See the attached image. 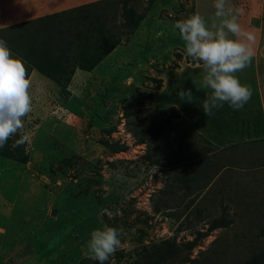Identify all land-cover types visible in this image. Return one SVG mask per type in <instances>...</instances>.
<instances>
[{"label": "rangeland", "instance_id": "rangeland-1", "mask_svg": "<svg viewBox=\"0 0 264 264\" xmlns=\"http://www.w3.org/2000/svg\"><path fill=\"white\" fill-rule=\"evenodd\" d=\"M208 1L82 10L101 11L91 18L105 34L96 43L81 36L74 63L90 74L69 84L74 68L62 66L72 56L46 74L53 86L38 71L31 77L45 61L20 50L18 32L36 22L0 30L26 61L32 101L0 148V264H98L87 243L103 224L122 230L105 264H264V54L236 74L252 91L244 107L225 103L207 117L203 64L186 54L175 24L193 13L211 20ZM228 7L240 38L264 51V0ZM85 20L77 24L88 31ZM179 90L192 95L181 100Z\"/></svg>", "mask_w": 264, "mask_h": 264}, {"label": "clouds", "instance_id": "clouds-1", "mask_svg": "<svg viewBox=\"0 0 264 264\" xmlns=\"http://www.w3.org/2000/svg\"><path fill=\"white\" fill-rule=\"evenodd\" d=\"M214 17L209 20L193 13L175 24L184 41L186 54L203 64L202 87L210 90L201 107L212 116L225 103L240 110L250 100L252 91L236 75L251 61L252 53L240 38L241 27L228 0H214ZM25 59L14 54L8 42L0 37V148L23 126L22 118L31 111V85ZM181 100L192 95L179 90ZM18 140L17 145L23 143ZM122 230L103 224L90 233L87 248L90 258L105 264L121 246Z\"/></svg>", "mask_w": 264, "mask_h": 264}, {"label": "crops", "instance_id": "crops-1", "mask_svg": "<svg viewBox=\"0 0 264 264\" xmlns=\"http://www.w3.org/2000/svg\"><path fill=\"white\" fill-rule=\"evenodd\" d=\"M104 1L108 0H5L0 7V30H8V28L10 29L11 27L13 28L14 26L31 22H36L38 24V27L33 30H26V32L19 31L18 33L21 39H23L21 44H19L22 47L19 49L26 51V53H36L39 55L40 59L45 61L43 67L36 65L31 70V77L35 74V71H38L37 73L41 77L45 76V79L41 80V84H45L46 82L51 85L53 83L56 84L52 79L50 81V78L48 81L46 74H51L54 66L58 67V65H55L57 60L61 61L63 58L65 60L68 56H72L71 62L67 61L68 63H65L62 67L65 69L74 68V70L67 84H69L70 81L72 83L75 78L84 80L87 73L90 74V72H87L86 68L74 63L76 59L75 54L80 52V48L84 49V47L80 45L81 36L89 34V36L91 35L94 38L96 43L100 41V38H102L105 33L103 26H101L102 23L99 24L97 20L91 18L95 13H101V11H91V13L85 14H82L81 11L88 10L90 12L93 5H97ZM202 6V10L207 9V17H209L208 15H214L212 10L214 9V0H209L208 5L205 7L202 3ZM209 10H212V14H210ZM87 15L90 17L87 18ZM84 19H87L84 21L85 24L83 25L89 26L88 31L84 30L80 26L81 24H77L80 20L83 21ZM51 30H53L52 33ZM261 36L262 34H260V37ZM65 43L67 45H65ZM95 43L91 41L87 42L90 47H92V45L94 46ZM82 44L84 45V43ZM261 47L262 46L257 45L249 48L252 53V63L256 64L259 61L262 62L259 55H261V52L264 54V51ZM117 51L118 50H115L113 54H117ZM56 55L57 58L49 63V59ZM109 55H112V52ZM253 127L258 126L252 125L248 130L251 131ZM207 130L208 132L213 131L210 129ZM249 136L250 137L247 138L251 140L257 137L255 134L251 136L250 133Z\"/></svg>", "mask_w": 264, "mask_h": 264}, {"label": "trees", "instance_id": "trees-1", "mask_svg": "<svg viewBox=\"0 0 264 264\" xmlns=\"http://www.w3.org/2000/svg\"><path fill=\"white\" fill-rule=\"evenodd\" d=\"M88 56V55H87ZM85 60V59H84Z\"/></svg>", "mask_w": 264, "mask_h": 264}]
</instances>
